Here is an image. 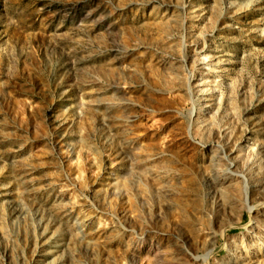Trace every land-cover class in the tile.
<instances>
[{
  "label": "rangeland",
  "instance_id": "rangeland-1",
  "mask_svg": "<svg viewBox=\"0 0 264 264\" xmlns=\"http://www.w3.org/2000/svg\"><path fill=\"white\" fill-rule=\"evenodd\" d=\"M0 264H264V0H0Z\"/></svg>",
  "mask_w": 264,
  "mask_h": 264
},
{
  "label": "bare ground",
  "instance_id": "bare-ground-1",
  "mask_svg": "<svg viewBox=\"0 0 264 264\" xmlns=\"http://www.w3.org/2000/svg\"><path fill=\"white\" fill-rule=\"evenodd\" d=\"M222 191H218V192H216V194H219V193H221Z\"/></svg>",
  "mask_w": 264,
  "mask_h": 264
}]
</instances>
